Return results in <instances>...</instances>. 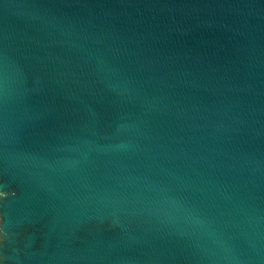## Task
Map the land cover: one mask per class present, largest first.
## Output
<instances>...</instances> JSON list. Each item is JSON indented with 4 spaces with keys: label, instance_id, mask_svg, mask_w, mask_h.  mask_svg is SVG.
Segmentation results:
<instances>
[{
    "label": "water",
    "instance_id": "1",
    "mask_svg": "<svg viewBox=\"0 0 264 264\" xmlns=\"http://www.w3.org/2000/svg\"><path fill=\"white\" fill-rule=\"evenodd\" d=\"M0 264H264V0H0Z\"/></svg>",
    "mask_w": 264,
    "mask_h": 264
}]
</instances>
